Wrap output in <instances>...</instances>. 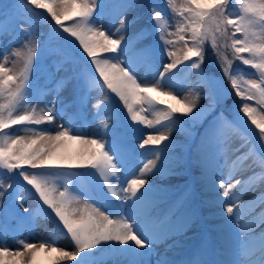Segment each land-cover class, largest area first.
<instances>
[{
    "label": "snow or ice",
    "instance_id": "6c2138e0",
    "mask_svg": "<svg viewBox=\"0 0 264 264\" xmlns=\"http://www.w3.org/2000/svg\"><path fill=\"white\" fill-rule=\"evenodd\" d=\"M163 5L160 0L147 5L158 43L136 53L146 73L154 78L146 83V77L137 76L138 69L128 55L147 31L142 28L133 38L126 36L127 29L140 18L139 14L128 16L142 7L137 0H114L110 10L105 0H13L23 20L9 45L0 49V211L10 190L15 189L10 200L18 207H23L26 199L38 197L35 208H23L27 217L18 212L17 216L28 226L42 217L52 219L56 236L40 243L21 239L13 250L5 242V228L0 226V264H151L152 255L158 256L155 264H264V233L255 248L259 259H253L249 242L254 239V229L240 224L245 205L238 203L239 196L234 193L241 184L252 191L264 181V0H163ZM106 12L119 19L115 32L98 24ZM40 21L48 24L46 34L35 31ZM11 31L0 20V36ZM118 33L125 34L114 38ZM16 43L22 47H12ZM209 48L241 101L239 112L258 130L260 149L252 143L247 152L231 161L225 158L223 167L228 171L217 189L224 199L218 195L212 202L228 214L225 223L237 226L239 250L224 247L215 260L197 252L174 261L168 259L167 249L164 254L155 252L154 245L163 242L166 235L160 231L163 221L152 215L147 201L152 188L149 178L168 171L165 161L174 147L172 132L181 130L190 136L184 125L203 124L229 95L223 80L203 72ZM85 54L86 62L76 70L77 57L83 59ZM165 56L168 62H164ZM49 58L56 72H68L67 66L74 65L73 74L60 77L51 89L38 87L32 80L37 61ZM235 61L244 67L234 66ZM192 74L197 80L189 83ZM73 79L74 99L64 103L59 93ZM51 81L49 73L47 82ZM179 86L188 87L189 94L180 96ZM201 87L205 89L203 96L198 91ZM93 91H98L99 97L91 105L89 120L86 108ZM48 93H55L52 101L40 107ZM201 99L208 103L201 106ZM70 108L75 110L70 112ZM122 110L126 111L123 117ZM89 123L96 128L91 134L83 131ZM144 128L152 131L145 134ZM228 129L239 131L223 111L208 121L201 136L200 178L207 180L213 156L226 157ZM132 137L139 141V149L155 159L142 160L138 173L133 170L131 179L122 180L126 160L135 152ZM242 139L240 148L249 143L248 137ZM240 148L233 151L239 153ZM251 167L259 171L234 180L238 170ZM78 176H89L97 183L112 212L106 214L94 200L72 190ZM17 177L22 179L14 184ZM258 199H264V192L253 197ZM260 215L264 223V213ZM58 237L70 239L74 250L58 246Z\"/></svg>",
    "mask_w": 264,
    "mask_h": 264
},
{
    "label": "rangeland",
    "instance_id": "374dc122",
    "mask_svg": "<svg viewBox=\"0 0 264 264\" xmlns=\"http://www.w3.org/2000/svg\"><path fill=\"white\" fill-rule=\"evenodd\" d=\"M9 0H1V8H4L6 4H8ZM139 5H142V7H138L137 9L130 11L128 13L129 18H131L134 15L139 14V20L136 24H133L130 28L127 29L126 36L131 39L137 31L140 29H145L146 34H148V31L151 32L149 39L148 36H145V40H140L139 42H135L134 46L129 49L128 55L132 57L134 66L138 69L137 76L138 77H146V79L143 82H152L153 77L151 73H146L145 68L143 67V60L142 58L137 55V51L139 49L144 48L145 46L151 45L153 43H158V37L156 33L152 30V21H151V13L148 10L147 5L151 3V0H137ZM161 7L163 5V0H160ZM114 2L111 5L106 4L107 9L110 10L113 6ZM43 11V10H38ZM45 17H47V13L45 12ZM50 17H47V20H50ZM23 16L21 14H18L16 17V20L14 21H7L5 23L6 27H10L12 29L11 34H5L3 36H0V49L7 47L12 39V36H15L17 34V26L22 22ZM98 24H102L103 27L107 30H110L112 32H115L116 28L119 26V19L115 18L109 14H105L102 20L98 21ZM48 24L40 21L35 25V31L37 33H43L45 34L47 30ZM174 30V27L173 29ZM125 33H118L116 37L118 38L119 35H124ZM21 35H23L21 33ZM43 38V35H41V40ZM143 38V39H144ZM12 47L19 48L22 47V43H16L13 44ZM9 51H11V48H9ZM210 66L215 69L218 73H216L215 77L220 78L223 80L224 87L227 89V92L231 93V86L229 82L223 77V74L219 68V65L216 61V57L212 55L210 58ZM164 62L167 61V57H164ZM10 66V65H9ZM44 71L42 72V77L44 80L43 85L46 86V88L51 89L54 88L56 80H58L60 77L66 76V75H72V69L74 67L73 64H69L67 67L69 69L68 72L60 71L56 72L55 68L52 66L51 59H46L43 61ZM77 66V65H76ZM75 66V68H76ZM183 67V66H181ZM159 70H163L162 64L159 65ZM52 73V81L51 83H48V74ZM197 80V77L195 74H192L188 77L189 83L195 82ZM76 85V80L73 79L68 85L59 93L60 99L64 101V103H71V101L74 99L73 90ZM179 95L184 96L186 94H189L188 87L179 86L178 87ZM200 94L203 96L205 89L201 87L198 89ZM55 93H48L47 95H44L40 101V107H43L45 104L50 103L53 99V96ZM92 99L89 100L88 106L86 108V111L88 113V119L91 120V105L95 102L96 98L99 97L98 91H93L91 93ZM114 103H119L118 98H114ZM208 103L207 100L201 99L200 105H206ZM241 101L238 99V104L236 105L234 111L232 110L231 117L234 118L235 112L239 110V105ZM252 103V102H250ZM59 107V105H58ZM122 105H120V108L122 109ZM69 111H74V108H70ZM242 113V112H241ZM218 112L215 110L212 115H217ZM224 117L229 120V117L223 112ZM121 117L126 115V111H121L120 113ZM149 119H152V116L148 117ZM187 119V118H184ZM59 123V121H57ZM129 123H131L129 121ZM198 125V123H197ZM43 127H49L48 125H42ZM76 126H79L77 123ZM135 127L141 128L143 126L136 125ZM184 127L188 128L191 132V135H186L181 130H176L172 132L171 134V140L174 142L181 141L183 145L178 147H173L169 153L168 157L169 159L165 161V168L168 170L166 174L164 175H157L155 177L149 178V183L152 185V188L149 191L147 201L151 205V212L154 217L157 216L158 212L156 211V207L159 203L157 200V197L155 195L158 194H171L179 189L185 190L189 187L190 183L186 180V174L187 171L185 170L184 164L190 163L191 167V174L194 176V182L195 188L199 189V192L202 194V200L200 203L201 210L204 214V219H200L198 221L197 215L198 211L194 210L188 213V216H193L189 219H184L182 217L183 211H185L186 207L190 206L191 202L193 201L191 193H188V198H190L189 204L184 208L183 211L178 210L176 217H174L169 223L166 225H163L160 229L161 232H163L166 235V239L163 240L161 243H157L154 245L155 252L158 254H164L167 249V257H174L176 256L181 249L183 248V245L187 242H190L195 235L198 236L199 234H204V230H208L214 234L215 237H217L220 240V245L222 247H228L231 250L238 251L240 247V240L238 239V229L237 226L234 223H225L224 217H227V213H222V208L220 205H214L212 202L215 200V198L219 195L221 199H224L222 195L218 192V182L222 178V176L227 174L228 169L226 167H223L225 158H227L229 161H231L235 156H238L242 152H246L245 150H248V148L251 146V141H249L248 144H246L243 148H240L241 144L244 143L242 134L240 131H232L231 129H228L226 131L227 135V152L226 157L220 156L215 157L213 156V163L211 166L210 174L207 178V180H204L201 177V168L199 164L200 160V152H201V136L204 133V130L199 129L196 127L195 129L191 130V124H186ZM83 131L86 133H93L96 131L94 124H87ZM152 130L144 128L145 134L151 132ZM258 133V131H257ZM20 135H26L23 131L19 132ZM135 142V152L133 155H131L129 158H127L126 163L124 165L125 172L121 174V179L123 180L125 177L127 179L129 178L130 171H133L135 167L143 160V162H147V159H155L154 156L149 155L145 150H141L138 147L139 141L135 140V137L131 138ZM195 141V146L192 149V156H189L187 154L188 145ZM166 143V142H165ZM256 146L260 149V142L255 143ZM192 148V146L190 145ZM148 146H146V149ZM240 148V152H234L233 149ZM251 158L247 163L251 164L252 162ZM143 164L141 165V167ZM139 168L136 170L138 173ZM253 171H259L258 168L251 167L248 171H244L242 168L237 171L236 175L234 176L235 179H245L248 176L252 174ZM96 187L104 194L100 187L97 186V183L93 180ZM78 185L82 186L80 180L78 177L75 178L74 183L72 184L71 188L72 190L77 193L81 194L83 198L91 200H94L98 207L102 211H105V213H110L113 211L112 205L108 203V198L106 197V203H101L99 200L93 198L91 196V193L85 188H80ZM244 184L239 185L236 189H234V193L236 194L239 190V188H242ZM63 190V189H61ZM261 192H264V181H261L258 183V186L252 190L247 191L238 201V203H241L245 205V207L242 209V218L240 220V224L244 225L245 223L250 224L254 231L252 233L253 240L249 242V248L254 250L253 259H259V252L255 251L256 244L258 243L259 236L261 233H264V223H257V221L261 218V213L264 212V199H258L253 200V197H258ZM22 195H26V193H21ZM187 196V195H185ZM5 197L3 198V201L5 200ZM2 201V203H3ZM251 201V203H249ZM166 203V200L162 203V206ZM187 201L184 202L186 204ZM23 208H29L33 209L35 208V202L32 198H28L25 201H23V207L16 206V209L19 213L23 214L24 216H28V213H25L23 211ZM187 216V217H188ZM256 224V225H255ZM220 226V227H218ZM18 232L16 233V236H12L10 234H6L5 242L7 245L15 250L17 244L16 241L18 240H25L29 243H40L43 240H47L50 238V236L55 237L56 233L54 230V224L51 223V221L48 218H39L36 220L35 224L32 226H19L17 228ZM227 234L228 238L219 237V234ZM57 245L60 247H63L69 251L74 250V246L72 245L71 241L68 238L58 237ZM171 245V248H168V246ZM238 246V247H237ZM201 253H203L207 258L209 257V252L206 250V248L203 246L200 250ZM175 258V257H174ZM151 264H155L156 260L158 259L157 255H152L150 258ZM176 260V259H174ZM177 261V260H176ZM107 264H112L111 261H108Z\"/></svg>",
    "mask_w": 264,
    "mask_h": 264
},
{
    "label": "trees",
    "instance_id": "16d2710c",
    "mask_svg": "<svg viewBox=\"0 0 264 264\" xmlns=\"http://www.w3.org/2000/svg\"><path fill=\"white\" fill-rule=\"evenodd\" d=\"M13 1V0H12ZM62 43V42H61ZM213 55V53L211 52V49L209 48L207 54H206V57H205V60H204V63H203V71L205 73H210V74H213V76L216 75V73H218L215 69H213L211 66H210V60L209 58ZM234 66L236 67H240L242 68L243 65L240 64L239 61H235L234 62ZM231 86V85H230ZM231 90V93H229V95L226 96V98H223L216 106V109H222L226 114L232 112V110L234 111L236 105L238 104V99L236 96H235V93L234 91L232 90V88L230 89ZM207 120V119H206Z\"/></svg>",
    "mask_w": 264,
    "mask_h": 264
},
{
    "label": "water",
    "instance_id": "95a60500",
    "mask_svg": "<svg viewBox=\"0 0 264 264\" xmlns=\"http://www.w3.org/2000/svg\"><path fill=\"white\" fill-rule=\"evenodd\" d=\"M237 117H240V119H237ZM234 122L238 126V128L247 137H249L253 143H255V127L251 125L249 121H247V118L243 116L240 112H237Z\"/></svg>",
    "mask_w": 264,
    "mask_h": 264
}]
</instances>
